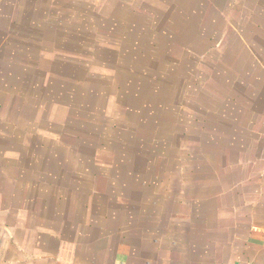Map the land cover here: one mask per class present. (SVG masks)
<instances>
[{"label":"rangeland","instance_id":"1","mask_svg":"<svg viewBox=\"0 0 264 264\" xmlns=\"http://www.w3.org/2000/svg\"><path fill=\"white\" fill-rule=\"evenodd\" d=\"M157 2L164 6L157 7ZM124 3L0 0V91L14 94L11 83L19 78L18 88L27 95H43L54 104L71 102L74 112L66 122L73 126V133L64 130L66 124L52 133L53 145L63 137L71 147L54 157L70 162L68 175L75 180L77 193L96 187L107 197L112 194V208L115 199L131 195L135 214L128 220L132 221L130 226H138L144 196L155 203L158 192L164 195V208L170 213L171 196L192 190L199 197L206 190V181L219 179V150L226 139L222 128L236 133V129L232 131L236 120L227 116L241 113L240 124L244 126L251 121L253 106L262 102L256 96L262 87L253 83L261 79L262 72L247 68L263 61L264 38L258 36V29L264 30V23L253 22L257 14L250 6L241 9L246 11L242 16L245 20L230 24L239 26L243 38L233 31L219 38V23L199 19L181 24L185 26L181 32L157 36L150 23L118 21L188 16V6L179 7L180 0H144L129 8ZM183 3L185 0H181ZM197 12L204 15L203 8H197ZM168 24L171 29L179 26ZM199 26L208 28L202 30ZM80 71H86L91 79H102L100 89L112 90V102L102 97L94 103L93 98L85 96L84 84L77 76ZM98 74L103 77H94ZM45 76L52 77L48 88L40 86ZM29 82L36 85L30 86ZM18 88L15 93L19 94ZM68 90L75 95H68ZM27 104L25 101L22 111L29 108ZM44 105L48 111L49 102ZM37 108L38 115L41 108ZM41 119L51 121L48 113H43ZM206 148L214 153L210 155ZM212 156L218 160L217 166L205 162ZM76 160L83 164L122 161L117 170L123 177L103 176L105 172L99 178L87 179V171L75 168ZM126 172L139 180L132 188L127 186ZM191 177L195 179L189 184ZM142 178L149 181H140ZM212 185L213 190L219 189L215 182ZM126 208L122 203V208L112 209L114 218L123 215ZM117 222L123 224L120 218Z\"/></svg>","mask_w":264,"mask_h":264},{"label":"crops","instance_id":"2","mask_svg":"<svg viewBox=\"0 0 264 264\" xmlns=\"http://www.w3.org/2000/svg\"><path fill=\"white\" fill-rule=\"evenodd\" d=\"M124 1L129 8L144 0ZM180 5L188 6L191 13L152 19L144 16V20L132 17L118 22L150 23L157 36H162L181 32L185 27L181 24L199 19L219 23V38H224L230 31L241 35L239 26L230 24L245 20L242 16L246 11L241 9L252 6L257 14L253 22L264 23V0H185L183 5L180 0ZM156 6L164 5L157 2ZM197 8H203L204 15ZM162 21L164 26L159 27ZM171 22L179 24L177 29L169 27ZM258 31L262 34L258 36L264 38V30ZM251 65L248 70L262 72L261 79L253 82L255 87H262L261 94L256 92L262 102L253 106L251 121L244 126L240 124L241 113L227 116L236 120V127L232 126L236 133L222 128L226 139L219 150V179L206 181V190L199 197L192 190L169 196L173 203L170 213L164 208V195L158 192L155 203L144 196L138 226H130L132 221L128 220L135 214L131 195H119L112 208V194L107 197L96 187L87 185L84 193H77L75 180L68 175L70 162L54 157L62 156L61 152L71 147L63 137L53 145L52 133L63 129V124L64 130L73 133V126L66 122L74 112L72 103L54 104L43 95H27L18 88L20 79L13 80L14 94L8 96L0 91V264H264V58ZM77 76L85 87L82 92L94 103L102 97L112 102V90L100 89L102 79H91L86 71ZM51 79L45 76L40 86H52ZM56 83L55 79L53 85ZM17 88L19 94L15 93ZM69 90L68 95L74 96ZM25 101L29 108L22 111ZM47 102L48 111L44 105ZM37 105L42 109L38 115ZM43 113L49 114V123L41 119ZM205 150L210 155L214 153L212 149ZM212 160L206 158L205 162L217 166L216 157L212 156ZM95 162L83 164L76 160L74 166L87 171V179L99 178L105 172L103 176L123 177L117 170L122 161ZM124 176L131 188L139 182L131 172ZM192 179L195 177L188 179L189 184ZM214 182L219 189H212ZM122 203L127 210L114 218L112 209L122 208ZM118 218L123 224L117 222Z\"/></svg>","mask_w":264,"mask_h":264}]
</instances>
